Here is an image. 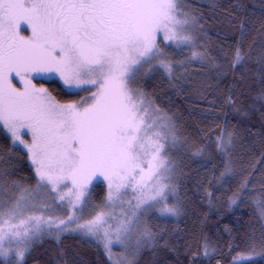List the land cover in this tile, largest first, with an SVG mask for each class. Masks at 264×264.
<instances>
[{"label": "trees", "instance_id": "obj_1", "mask_svg": "<svg viewBox=\"0 0 264 264\" xmlns=\"http://www.w3.org/2000/svg\"><path fill=\"white\" fill-rule=\"evenodd\" d=\"M159 1L176 18L173 29L191 31L193 57L174 50L161 57L159 43L153 63L171 65L170 74L145 68L135 76L136 120L114 130L131 137L102 166L118 162L122 150L118 166L125 163L147 131L164 139L169 126L153 127L155 119L173 121L168 145L153 160L163 164L161 190L145 207L128 209L132 232L147 239L135 248L132 235L107 249L86 230L24 229L14 244L25 243L24 261L0 264H264V0ZM36 83L57 102L84 100V110L92 104L94 90L71 93L57 80ZM38 186L28 155L0 126V214ZM143 187L135 185L133 201L145 197ZM106 197L104 184L91 188L93 217L105 210ZM173 207L181 212L177 219L159 215ZM9 238L0 232L7 245Z\"/></svg>", "mask_w": 264, "mask_h": 264}, {"label": "rangeland", "instance_id": "obj_2", "mask_svg": "<svg viewBox=\"0 0 264 264\" xmlns=\"http://www.w3.org/2000/svg\"><path fill=\"white\" fill-rule=\"evenodd\" d=\"M170 14L159 0H0V52L25 51L23 65L0 69V126L14 147L28 155L40 185L0 214V232L10 236V246L0 239V259L24 261L25 243L14 245L24 229L86 230L98 234L93 240L107 249L123 246L132 235L135 248L147 239L132 232L128 209L145 207L151 194L161 190L163 164L155 166L153 160L168 145L173 121L155 119L153 127L169 126L162 131L164 139L147 131L125 163L118 166L122 150L116 153L118 162L102 166L108 152L131 137L115 128L129 129L136 120L135 76L145 68L170 74L171 65L153 63L159 43L161 57L168 50L194 52L191 31L173 29L176 18ZM42 80H57L71 93L94 90L92 104L84 110V100L57 102L36 83ZM141 182L145 197L133 201ZM98 183L106 187V208L93 217L91 188ZM180 213L176 207L159 211L171 219Z\"/></svg>", "mask_w": 264, "mask_h": 264}, {"label": "flooded vegetation", "instance_id": "obj_3", "mask_svg": "<svg viewBox=\"0 0 264 264\" xmlns=\"http://www.w3.org/2000/svg\"><path fill=\"white\" fill-rule=\"evenodd\" d=\"M24 53L25 51H22V53H2L0 52V69H5V71L8 69L7 66L4 65H23V59H24ZM8 72V71H7ZM1 77V76H0Z\"/></svg>", "mask_w": 264, "mask_h": 264}]
</instances>
